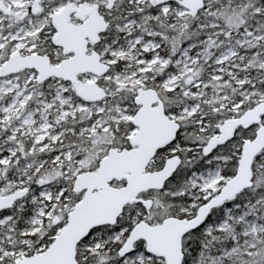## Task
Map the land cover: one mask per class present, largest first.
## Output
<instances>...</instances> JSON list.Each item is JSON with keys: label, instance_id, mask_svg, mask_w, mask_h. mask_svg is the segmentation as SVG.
<instances>
[{"label": "snow or ice", "instance_id": "obj_1", "mask_svg": "<svg viewBox=\"0 0 264 264\" xmlns=\"http://www.w3.org/2000/svg\"><path fill=\"white\" fill-rule=\"evenodd\" d=\"M0 264H264V0H0Z\"/></svg>", "mask_w": 264, "mask_h": 264}]
</instances>
